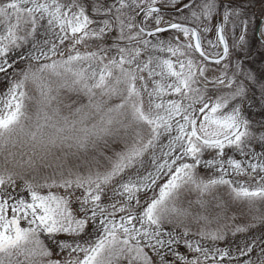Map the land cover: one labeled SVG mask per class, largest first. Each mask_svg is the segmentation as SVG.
<instances>
[{"label":"snow or ice","instance_id":"6c2138e0","mask_svg":"<svg viewBox=\"0 0 264 264\" xmlns=\"http://www.w3.org/2000/svg\"><path fill=\"white\" fill-rule=\"evenodd\" d=\"M21 121L87 171L0 178V264H264V0H0Z\"/></svg>","mask_w":264,"mask_h":264},{"label":"clouds","instance_id":"9594fccd","mask_svg":"<svg viewBox=\"0 0 264 264\" xmlns=\"http://www.w3.org/2000/svg\"><path fill=\"white\" fill-rule=\"evenodd\" d=\"M76 135L46 129L33 136L23 121L0 131V178L31 183L49 173L75 175L80 153L66 136Z\"/></svg>","mask_w":264,"mask_h":264},{"label":"rangeland","instance_id":"374dc122","mask_svg":"<svg viewBox=\"0 0 264 264\" xmlns=\"http://www.w3.org/2000/svg\"><path fill=\"white\" fill-rule=\"evenodd\" d=\"M36 96H38V93H35ZM29 104H34V101H30ZM35 108L34 107H31L30 108V111H34ZM93 170H95V168H93ZM76 171L77 172H85L87 171L86 168L83 167V161H79L76 165ZM201 175H205L207 173H201ZM42 194H47L49 191L53 192V193H56V194H64V190L63 189H60V188H52V189H48V188H43L40 190ZM195 198V194H190L187 199H194ZM23 226V225H22ZM256 255H259V253H256Z\"/></svg>","mask_w":264,"mask_h":264},{"label":"trees","instance_id":"16d2710c","mask_svg":"<svg viewBox=\"0 0 264 264\" xmlns=\"http://www.w3.org/2000/svg\"><path fill=\"white\" fill-rule=\"evenodd\" d=\"M166 142V141H165ZM201 173H207V170H204V169H200L199 170Z\"/></svg>","mask_w":264,"mask_h":264},{"label":"flooded vegetation","instance_id":"af4514ba","mask_svg":"<svg viewBox=\"0 0 264 264\" xmlns=\"http://www.w3.org/2000/svg\"><path fill=\"white\" fill-rule=\"evenodd\" d=\"M205 170V169H204Z\"/></svg>","mask_w":264,"mask_h":264}]
</instances>
